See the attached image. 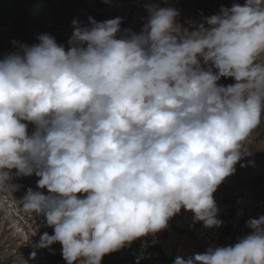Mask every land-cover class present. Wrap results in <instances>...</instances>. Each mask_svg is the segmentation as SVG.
Returning a JSON list of instances; mask_svg holds the SVG:
<instances>
[{
  "label": "clouds",
  "instance_id": "clouds-1",
  "mask_svg": "<svg viewBox=\"0 0 264 264\" xmlns=\"http://www.w3.org/2000/svg\"><path fill=\"white\" fill-rule=\"evenodd\" d=\"M149 12L140 33L117 38L122 18L89 17L73 21L67 50L41 34L0 60V191L18 189L8 170L40 177L50 194L29 188L22 211L45 216L54 234L37 246L59 242L67 264H101L182 208L221 226L213 193L264 117V0L222 7L183 35L176 9ZM248 226L234 245L174 264H264V215Z\"/></svg>",
  "mask_w": 264,
  "mask_h": 264
},
{
  "label": "rangeland",
  "instance_id": "rangeland-1",
  "mask_svg": "<svg viewBox=\"0 0 264 264\" xmlns=\"http://www.w3.org/2000/svg\"><path fill=\"white\" fill-rule=\"evenodd\" d=\"M40 1L34 2L36 5L31 15H26L20 5L13 4L10 9L0 5V60L18 51L22 44H38L41 34L55 37L57 43L67 50L71 47L69 40L74 32V20L91 26L89 17L97 22L120 17L121 31L117 38H121L143 30L150 18L149 8H174L179 13L176 17V24L180 28L178 35H183L196 31L200 24L210 28L206 18L219 14L222 7L231 8L234 4L243 6L246 3V0H207L205 17L198 22V16L190 12V6L199 0H51L50 4ZM200 60L205 70L211 66L204 64L202 57ZM212 71L215 73L218 69L212 67ZM235 82L233 77H221L217 84L228 86ZM22 122L28 125L27 131L31 135L35 125ZM243 151L245 154L235 165V173L226 177L213 193L219 209L217 218L223 221L221 226L205 227L202 221L194 220L192 211L182 208L170 218L165 229L136 240L160 244L164 253L175 261L178 256L187 259L197 253L203 254L210 247L234 245L250 234L253 229L248 222L264 215V117L243 144ZM242 164L245 166L242 167ZM8 171L12 175L10 183L18 185V189L9 187L7 191H0V264H67L59 242L45 248L37 246L43 233L54 234V227L47 225L45 216L29 215L22 211L20 201L29 188L44 195H49V190L38 187L40 177L35 173L17 176V169ZM77 195L83 198L87 194ZM226 201H229L234 213L229 210ZM33 252L36 253L35 258L31 255ZM143 258L146 264H171L163 261L155 251ZM143 258L132 259L124 252L115 251L104 255L101 264H137ZM74 264H80V261Z\"/></svg>",
  "mask_w": 264,
  "mask_h": 264
},
{
  "label": "trees",
  "instance_id": "trees-1",
  "mask_svg": "<svg viewBox=\"0 0 264 264\" xmlns=\"http://www.w3.org/2000/svg\"><path fill=\"white\" fill-rule=\"evenodd\" d=\"M35 1L37 0H14L13 2H9V0H0V5L6 6L8 7V9H10L11 5L13 4L20 5L25 10L26 15H31L33 14V9L35 8L36 5L34 3ZM40 2H44L47 4L52 3L51 0H41ZM226 204L229 210H232V212L234 213L235 210L232 208L229 201H226ZM233 213H231V216L233 215ZM153 251L158 252L159 255L162 257V260L165 261L166 263L171 262V264H174V260L164 253L162 246L160 244H155V243L150 244V243H144L142 241L134 240L133 242H131L130 245H126L117 252H124L128 255V257L132 259H138L153 254ZM139 264H146L144 258Z\"/></svg>",
  "mask_w": 264,
  "mask_h": 264
},
{
  "label": "built area",
  "instance_id": "built-area-1",
  "mask_svg": "<svg viewBox=\"0 0 264 264\" xmlns=\"http://www.w3.org/2000/svg\"><path fill=\"white\" fill-rule=\"evenodd\" d=\"M190 12L198 16V22H201L206 14L207 9V0H199L196 2V4H191L190 6ZM221 205V204H220ZM223 206V205H221ZM223 210H225V207H222Z\"/></svg>",
  "mask_w": 264,
  "mask_h": 264
}]
</instances>
